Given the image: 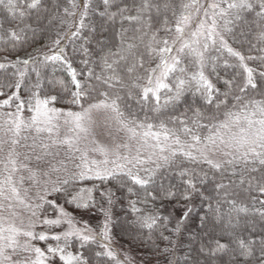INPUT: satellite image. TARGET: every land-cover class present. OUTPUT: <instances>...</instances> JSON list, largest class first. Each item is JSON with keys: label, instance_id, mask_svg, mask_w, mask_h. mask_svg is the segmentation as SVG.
<instances>
[{"label": "trees", "instance_id": "1", "mask_svg": "<svg viewBox=\"0 0 264 264\" xmlns=\"http://www.w3.org/2000/svg\"><path fill=\"white\" fill-rule=\"evenodd\" d=\"M186 2L187 0H152V3L161 5V10L159 14L155 9L145 13L152 18L148 37L157 29H160L157 33L160 36L166 27L174 24L176 16L182 10L180 6ZM28 3H31V0H24L21 5V10L26 13L23 18L18 14H10L0 4V63L8 65L0 69V114L17 110L19 100L2 103L13 91H17L20 99L26 102L23 110L30 112L31 108L27 104L29 90L37 91L32 87L37 83L41 86L38 90L40 98L57 96V99L49 104L62 108L78 107L77 104L71 103V92L76 89L71 84L72 78L67 65L60 61L48 62L46 66L40 63L42 54L51 55L61 48L64 49L67 61L75 69L77 79L82 82L88 93L82 99L83 105L99 101L111 103L116 99L126 122L152 124L153 128H159L163 122L168 129L174 130L176 135L181 137H190L182 131L187 126L203 139L214 129V125L225 119L227 111H240L244 100L264 101V79L258 75L259 71L264 70V59H261L264 58V40L260 39V33L264 32V19L257 17L254 12L243 13L239 21L232 19L230 43L247 59L254 57L248 59V62L251 68L256 70L254 79L259 82V87H249L241 93L240 88L244 86L246 74L240 67V61L229 55L224 48L212 46V51L217 53V59L213 61L208 72L209 80L214 86L212 103H207L205 97L192 86L180 102L170 104L157 112L153 110V99L150 97L148 101L141 100L138 90H132L130 95L129 87H121L115 82L103 83V78L110 73L102 70L99 59L103 54L101 46L104 51H116L121 45L123 33L124 46L129 43L136 44L138 47L134 51L138 55L144 54V68L148 69L151 61L144 47L148 37H144L143 42L137 39L141 35L137 29H144L136 21L122 20L119 11L121 8H127L123 15L136 16L142 0H109L107 6L103 0H90L91 8L84 18L86 27L80 30L78 36H73L72 33L77 31L80 13L84 11L83 0H41L39 6L34 9H28ZM73 3L77 7L74 8ZM165 3L171 6L167 10L163 8ZM65 9L68 11L65 12ZM105 9V15L101 16L100 13L105 12ZM165 18L168 21L166 26ZM10 30L16 31L20 39L11 36ZM56 40L60 41L59 45L54 44ZM81 45L88 48L91 55L86 56ZM30 57H36L37 62L30 61L27 66L23 65L22 61ZM85 59L89 61L87 65L83 63ZM34 68L40 71L39 77L33 71ZM89 69L93 72L90 78L87 77ZM20 71L25 73L22 78L17 75ZM96 76H101L102 79L97 80ZM18 79L22 82L20 89L7 87L8 84L14 85ZM54 81H63L68 90L54 86ZM225 81H232L231 88ZM143 82L140 81L142 84ZM225 92L229 93L227 106L218 107V102L225 99ZM237 96L244 97L240 104L235 100ZM34 103L33 100V106ZM197 112L201 114L199 124L203 125L202 127L193 123ZM247 167L255 171L245 172L244 163L235 166V174L233 168L227 166L225 170L217 172L204 163H180L179 166L156 173L152 178L153 183L144 188L135 185L127 177L123 178V183L116 179H98L91 185L92 199L87 201L90 208L88 216L91 221L98 222L104 213L102 209H108L112 216L110 224L115 239L121 246L135 248L149 261L168 264H245L244 258L237 256L240 249L238 241L243 240L245 244L255 246V242L264 237V215L260 211L264 209V204L261 203L264 201V193L257 187L258 183L264 184V167L258 163L249 164ZM189 179L198 191L192 192L191 196L185 199L184 193L188 187L185 181ZM201 180L203 183H200ZM219 183L227 187L218 190L216 184ZM129 187L133 188L132 193L128 192ZM64 189L70 190L67 186ZM65 190L62 189V192L68 194ZM106 190L112 193L111 204L101 195ZM168 191L175 195L167 196ZM146 192H151L152 196H146ZM130 201H135L139 209L158 217L151 229L142 225L137 213L132 211ZM64 206L70 211L75 208L69 201H66ZM169 208L178 212L187 211V220L181 229H175L172 223L165 219V211ZM74 213L77 218L81 217V213L75 210ZM217 242L226 244L227 251L214 253ZM71 245L69 250L73 253H83L89 258V264H114L107 256H96V253L103 252L96 240L82 244L79 239L74 238ZM247 264H253V261L249 260Z\"/></svg>", "mask_w": 264, "mask_h": 264}, {"label": "snow or ice", "instance_id": "2", "mask_svg": "<svg viewBox=\"0 0 264 264\" xmlns=\"http://www.w3.org/2000/svg\"><path fill=\"white\" fill-rule=\"evenodd\" d=\"M24 0H0V4L4 6L5 9L10 14H18L21 18L25 16V11L21 10V5ZM41 0H31V3L27 4L28 9L37 8ZM71 2V0H70ZM105 6L109 4V0H103ZM226 5V7L222 6ZM73 7H77L73 3ZM171 6L167 3L163 5V8L167 10ZM181 11L175 20V36L171 40L167 38H159L156 32H153L150 37H148V31L152 27V18L146 16L151 9H155L156 13L159 14L161 10V5L152 3V0H142V3L138 9V15L136 16H125L123 13L127 11V8L119 9L122 20L136 21L144 29L138 28L137 31L141 32V35L137 37L143 42L144 37H148V42L144 44L146 52L149 56L155 57L158 62L154 67L145 69L143 53L137 54L134 49L138 46L136 44H127L124 46L123 33H121V45L117 47L116 51L108 50L104 51L101 46V52L103 53L99 59L102 64V70L110 73L107 77L103 78V83L110 84L111 82L119 83L121 87H129V94H132V90H138L140 92V99L143 101H148L149 98H154L155 107L154 111L159 112L162 108H166L170 104H175L181 101L185 92L188 91L193 85H195V91L200 92L206 99L207 103L211 104L213 101V91L214 86L205 76V68L207 66V52L209 50V41L215 44L214 37H219L220 45L226 48L227 51L239 59L240 67L246 74L244 86L240 88V92H245L249 87L252 89H257L259 87V82L254 79V73L256 70L249 67L244 63L245 57L241 55L240 52L234 51L231 47H228L227 42L224 40L220 32L217 31L219 27L217 20L219 18L226 17L228 15H233L234 20H241L243 13H255L257 17L264 19V0H220V2H211L207 4H201L200 0H188L187 3H183L181 6ZM84 11L80 13V23L76 26L77 31L72 33L73 36H78L80 30L86 27L84 23V18L88 15V10L91 8L90 0H83ZM68 10L65 9V12ZM105 12L100 13L101 16L105 15ZM203 11L204 17L200 18L199 13ZM175 16V12H173ZM114 17L115 14H112ZM199 19V23L195 24V29L189 31L190 26L193 24L194 20ZM211 21L209 24L207 21ZM232 23L230 20L224 21V30L229 31L227 25ZM168 24L167 18L164 20V25ZM27 27V26H26ZM166 31L171 32V28H165ZM126 31V30H124ZM10 35L16 39H20L18 33L14 30H10ZM260 39L264 40V32L260 33ZM60 41H54L55 45H59ZM179 45V47H177ZM83 52L86 56L91 55L89 49L81 45ZM43 59L40 63L44 66L48 62L60 61L67 65L69 75L71 76V84L74 85L75 91L71 92L73 104H80L81 100L87 96V91L83 88L82 82L77 79V73L71 64L67 61L64 54V49H60L58 52L51 55L44 53L42 54ZM215 61L217 58H211ZM248 59H254V57H248ZM264 59V58H261ZM30 61L32 63L37 62L36 57H30L27 60H23V65L27 66ZM88 60L85 59L83 63L88 64ZM227 64V62H225ZM195 65L197 70L195 72L189 73L188 66ZM8 65L5 63H0V69L6 68ZM15 67V64H13ZM143 70V74H141ZM36 72L37 77L40 76V71L33 69ZM19 77H24L25 73L20 71L17 73ZM92 69L87 72V77H92ZM258 75L264 79V70L259 71ZM97 80H101V76L95 77ZM127 81V83H126ZM140 81H146L142 84ZM168 81V82H166ZM54 86L64 87L65 91L68 90L67 85L63 81L52 82ZM225 84L231 88L232 81H225ZM22 82L18 79L15 84H8L7 87L15 89H20ZM37 91H30V95L27 99V104L30 106L33 115L29 120H25L22 116V111L25 107V101L20 99L17 91H13L8 99L2 101L3 104H8L9 101L16 99L20 102L17 104L16 113L5 114L6 119L3 124L0 125V129H3L6 133H10V141L0 140V151L3 150L5 144H10L7 152L6 159L2 161L4 166V171L7 175L0 179V200H16L20 204L24 205L25 208L31 210L32 217H36L39 220V214L36 211L41 209L44 204L54 205V201L46 200L45 196H39L41 203L34 205L26 204L25 201L20 197L17 187L13 183V173L18 171V158L19 153L16 152V146L20 143V136L22 130L34 129L37 134L42 132L52 133L54 128H58V125L54 124V121L60 117H64V123L70 125L69 132L73 133L71 136H66L63 140H53L52 144H64L67 145L70 152H81L80 159L82 164L76 165L82 170L78 174H72L69 179L63 180L61 183L67 185L70 179H84L88 173H91L98 179H116L123 183L124 177L130 179L135 185L144 188L146 185L153 183V177L156 175L160 168L165 165H169L173 162L177 154H181L186 158L196 160L202 159L207 163L212 169L217 172L225 170L226 166L233 167V174H235V165L243 162L245 165V172L250 173L255 171V169H249L247 166L249 164L258 163L260 166L264 167V101L255 100H244V97L237 96L235 100L237 104H240L242 100L244 103L241 105L240 112L227 111L225 113V119L220 121L218 124L214 125L215 131L202 138L193 133L192 129L185 126L182 131L185 134L190 135L192 143L187 145L188 150H185L183 142L180 140L179 136L176 135L174 130H170L166 125L161 122L159 128L161 131L153 132L152 124H135V122H126L123 119V113L119 110L117 105V100L113 99L111 103H105L100 101L99 103L89 104L87 108L82 106L79 112H61L59 109L48 107L50 101H55L57 96H47L41 99L39 96L40 84L37 83L33 85ZM165 90L167 94L165 96L163 104L161 101V91ZM106 95V94H102ZM225 99L218 102L219 105L227 106V100L229 93H224ZM118 99V98H117ZM33 100L35 101L33 106ZM110 109L115 113V118L117 122L130 133V139L137 140V145L135 149L128 144H117L115 148L109 152L108 149L97 146L91 149L92 151L99 152L103 155L104 159L97 161L91 160L92 167H89V161L87 158V150L81 151L77 146L82 138L86 139L90 127L93 123L92 121V111L94 109ZM201 114L196 113V119L193 123L198 127L203 125L199 124V117ZM129 123L135 124L134 127H130ZM183 123V122H182ZM43 125V127L41 126ZM139 129H147L142 132H138ZM83 134V136H82ZM163 138V142L161 140ZM149 138L155 143H150ZM26 139V137H25ZM169 141H171L169 143ZM95 143V141H93ZM173 145L179 147H173ZM202 145V146H200ZM199 146V147H198ZM41 148L45 149V154L49 148L48 144H41ZM120 149H124L123 154H121ZM192 149H195L198 155H194ZM167 151V155L164 153ZM214 151H223L225 159L223 160H213L209 158V153ZM147 152L145 156L143 153ZM113 159H109V156ZM155 157V160L153 158ZM27 159V157H25ZM37 160L41 159V156L36 157ZM146 162L155 163L154 168L145 169L142 166ZM111 164V167H109ZM27 164L19 163V168L27 169ZM86 169L87 171L83 170ZM52 171H59V169L53 167ZM140 171H144L148 174L147 178H141L139 175ZM35 172H32L30 178L35 177ZM184 173L182 172L181 175ZM47 175V173H45ZM21 182L23 177L20 178ZM254 179V177L252 178ZM244 181V175L241 176V183ZM188 186L184 193V198L188 199L192 192L198 191L195 184L191 179L185 181ZM203 183V180L200 181ZM227 185L223 183L216 184V188L224 189ZM258 190L264 193V184H257ZM191 189V191H188ZM60 187H54L53 191H61ZM87 191L88 196L84 197L81 195ZM92 189H81L80 193L73 196L69 203L77 202V207H88V200L92 199L91 196ZM128 192L132 193L133 188L129 187ZM102 196H106L108 203L112 202V193L106 192L101 193ZM167 196L172 197L175 193L168 191ZM146 196H152L151 192H146ZM132 211L138 212L139 209L135 207V201L129 202ZM230 203H234L231 202ZM264 204V201L261 202ZM5 205L0 203V210L4 209ZM8 209H13V205L9 203L7 205ZM243 211L244 209H240ZM59 215L56 219L44 218L39 222L42 225H54L58 226L61 224H67L65 231L53 234L51 239L56 241V245H48L46 250H42L40 247H36L31 243V240L46 241L49 236L46 232L36 233L32 229L35 228V223L31 222L26 230L23 227L17 226L15 223L8 222V218L0 215V264H55V258L58 257L63 264H89V258L85 257L83 253L76 252L75 254L68 249L72 246L71 241L74 238L79 239L82 244L89 241H95L97 235H100L104 240H108L109 235V224L111 217L107 209H102L105 213V221L103 229L99 234H95L92 230L85 224L83 227L77 226L71 215L64 211L61 207L58 209ZM261 214L264 215V209H261ZM15 215V212L12 213ZM187 215V213H185ZM142 225L151 229L157 222L158 217L155 216H145L139 218ZM178 230V229H177ZM26 237L23 244L20 243L19 237ZM167 239V237H164ZM240 249L237 253L238 257L244 258L245 264L249 260L253 261V264H264V237L259 238L258 242H255V246H250L245 244L243 240L238 241ZM104 252L96 253V256H107L109 258H115V253L110 249L108 245H103ZM228 246L226 244H221L217 242L216 248L213 252H224L227 251ZM17 250L20 252L29 254L23 260L14 259V256L18 254ZM203 251V249H201Z\"/></svg>", "mask_w": 264, "mask_h": 264}, {"label": "rangeland", "instance_id": "3", "mask_svg": "<svg viewBox=\"0 0 264 264\" xmlns=\"http://www.w3.org/2000/svg\"><path fill=\"white\" fill-rule=\"evenodd\" d=\"M188 2V0H187ZM186 2V3H187ZM214 2V0H200L201 4H207ZM215 2H220V0H215ZM222 6L226 7V5ZM200 18L204 17L203 11H201L199 14ZM233 15H228L223 18H219L217 20V23L219 27L217 28V31L220 32V35L223 36L224 40L227 42L228 47H231L234 51H236L230 43V30L225 31L224 30V21L230 20L232 21ZM200 21L199 19L194 20L193 24L190 26L189 31L195 29V24H198ZM209 24L211 21H207ZM228 29H231V23L227 25ZM171 32L164 30L159 38H167L171 40L173 36H175V23L172 24L170 27ZM215 44H212L211 41H209V50L207 52V66L204 70L205 76L209 80V69L211 68L213 64V60L211 58L215 57L217 53L215 51H212V46H218L220 45L219 37H214ZM179 47V45H177ZM223 48V47H222ZM226 51L227 49L224 48ZM228 52V51H227ZM229 55H231L228 52ZM232 56V55H231ZM235 57V56H233ZM245 57V56H244ZM238 59L237 57H235ZM239 60V59H238ZM150 65L148 68L154 67L155 64L158 62V60L155 57L150 56ZM245 64H247L249 67L250 64L248 62L247 57H245ZM197 70L196 66L193 65L192 67L188 66L189 73L195 72ZM210 81V80H209ZM168 82V81H166ZM146 83V81L143 82V84ZM195 86V85H193ZM170 93H166L165 90H162L161 95V101L160 103L163 104L165 96ZM43 99V98H41ZM153 99V106L155 107V100ZM100 102V101H99ZM96 102V103H99ZM105 103H110L108 101H104ZM95 104V103H91ZM89 105V104H88ZM88 105H83L82 100L80 104H77V108H62L58 106H53L51 104L48 105L50 108H56L59 109L61 112H79L81 111L82 106L84 108H87ZM17 110L12 111L10 113H16ZM240 112V111H238ZM236 113V112H235ZM5 114L7 113H1L0 114V125L3 124V121L6 119ZM33 115V112H25V110L22 111L23 118L27 121L30 119V117ZM224 120V119H223ZM222 120V121H223ZM92 125L90 127L89 134L86 139L82 138L79 144L77 145L81 151L87 150V158L89 161V167H92L91 160H97L100 161L104 159L103 155H101L99 152L92 151L91 149L96 148L98 145L102 146L111 152L117 144H130L133 149H135L137 145V140L130 139V133H128L125 129L121 127V125L117 122L115 118V113H113L110 109H94L92 111ZM54 124L58 125V128H54L52 133L48 132H42L37 134L34 129H25L22 130L21 136L19 138L20 143L16 146V152H18L19 158H18V171L16 173H13V183L17 187L20 197L25 201L26 204L34 205L37 203H41L39 200V196H45L46 200L54 201V205L50 204H44V206L41 209H37L36 211L39 214V220H37L36 217H32L31 210L28 208H25L24 205L20 204L16 200H0V203H3L5 205L4 209L0 210V215L5 216L8 218V222L15 223L19 227H23L26 230L28 229V225L31 222L35 223V228L32 229L34 232H46L49 236V239L46 241H40V240H31V243L35 245L36 247H40L42 250H46L48 245L51 244L52 246L56 245V241L51 239V236L56 233H60L66 230L67 224H61L58 226L54 225H42L39 221L43 220L45 217L48 219H56L59 215V208H63L65 212L69 213L71 217L73 218L74 222L77 223V226L83 227L85 224L92 230L93 233L99 234L104 225V221L106 219L105 213H103L99 219V221H91L90 217L88 216V213L90 212L89 207H77V202L72 203V205L75 207L74 210L78 213H81V217L77 218L74 213V210L70 211L64 204L66 201H70L71 198L78 193H80L81 189H91V185L93 183H96V178L91 173H88V175L85 176L84 179H70L69 183L67 185L62 184L61 182L65 179H69V177L72 176V174H78L82 168L76 167V165L82 164V161L80 159L81 152H70L67 145L64 144H52L53 140H63L66 136H71L73 133L69 132L70 125H66L64 123V117H60L59 119L54 121ZM141 124V123H139ZM43 127V125H41ZM130 127H134L135 124H129ZM145 129H139L137 128L138 132H142ZM153 132L161 131L160 128H152ZM215 131V128L212 129L205 137L211 135ZM83 136V134H82ZM11 134L6 133L3 129H0V140H6L10 141ZM26 137V139H25ZM180 140L183 142L185 150H188L187 145L192 143L191 137H181L179 136ZM161 140L163 142V138L161 137ZM203 140V139H202ZM95 141V143H93ZM150 143H155V141H152L149 138ZM171 141H169L170 143ZM41 144H48L49 148L46 150L47 153H51L50 155L45 154V149L41 148ZM10 144H5L3 146V150L0 151V179H3L7 173L4 171V166L2 161L6 159L8 148ZM202 146V145H200ZM173 147H179L176 145H173ZM199 147V146H198ZM194 155H198L195 149H192ZM121 154H123L124 149H120ZM145 156L147 155V152L143 153ZM167 151L164 153V155H167ZM41 156L40 160H37L36 157ZM27 157V159L25 158ZM209 158L219 161L225 159L223 155V151H214L212 153H209ZM109 159H113V157L110 155ZM155 160V157L153 158ZM19 163L27 164V169L19 168ZM181 163H204V165H207L210 167L207 163H205L202 159H196L192 160L189 158L184 157L181 154H177V156L174 158L173 162L169 165H165L163 168H160L158 172L160 171H166L168 168L172 166H176ZM243 163V162H240ZM238 165V164H237ZM236 166V165H235ZM55 167L59 169V171H52V168ZM109 167H111V164H109ZM143 168H154L155 163L153 162H146L143 166ZM229 168H233L232 166H227ZM211 168V167H210ZM87 171L86 169H83ZM32 172H35V177L30 178L32 175ZM47 173V175H45ZM139 175L141 178H147L148 174L144 171H140ZM21 177H23V181L21 182ZM67 186L70 188V190H65L64 187ZM54 187H60L61 189L65 190L66 192H69L66 194L65 192L61 191H53ZM106 192H109V190H106ZM84 197L88 196L87 191L82 193ZM106 197V196H105ZM107 198V197H106ZM11 203L13 205V209H8L7 205ZM135 207L139 209V207L135 204ZM108 210V209H107ZM109 211V210H108ZM15 212V215L12 213ZM139 218L145 217V216H152L150 212L143 211L139 209L138 212H136ZM187 211H175L173 208H169L165 211V219H168L169 222L172 223L175 229H181L184 226V223L187 220V215H185ZM110 217L111 213L109 212ZM111 222V221H110ZM109 238L108 240H104V238L100 235H97L96 241L101 245L102 251L104 252L103 245H108L110 249L115 253V258H111L114 264H168L166 262H159V261H149L146 259L142 254H140L139 251H137L135 248L128 247V246H121V244L115 239L112 230H111V224H109V232H108ZM26 237H19L20 243L23 244ZM69 250V249H68ZM70 251V250H69ZM18 254L14 256V259L17 260H23L27 255L26 253L20 252L17 250ZM75 254V253H74ZM55 264H63L59 260L58 257L55 258Z\"/></svg>", "mask_w": 264, "mask_h": 264}]
</instances>
